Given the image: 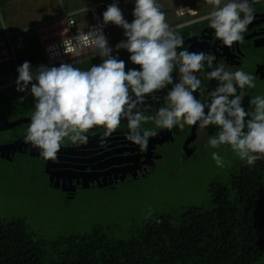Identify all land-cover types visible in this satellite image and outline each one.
Wrapping results in <instances>:
<instances>
[{
    "label": "clouds",
    "instance_id": "obj_1",
    "mask_svg": "<svg viewBox=\"0 0 264 264\" xmlns=\"http://www.w3.org/2000/svg\"><path fill=\"white\" fill-rule=\"evenodd\" d=\"M130 2L133 5L130 23L124 18L118 0H113L102 13L101 24L63 41L64 47L67 44L77 50L86 44L90 56H99L101 63L88 70L70 63L34 69L26 61L16 69L15 90L27 93L34 101L23 142L47 161L57 158L65 140L80 147L88 143L86 133L90 129H102L100 139L104 141L121 121L126 122L128 129L124 139L141 150H147L150 138L158 135L157 130L183 129L185 125L203 130L216 126L218 131L209 137L205 147L227 146L249 166L264 159V95L249 100L250 111L243 106L247 90L256 87L255 77L243 69L230 71L219 65L206 73L209 80L216 81V86L206 93L203 101L197 99L194 93L199 90L203 94L204 90L196 74L205 65L212 69L216 57L184 48L183 38L167 22L158 0ZM206 2L213 9L201 19L208 21L217 40L228 48L242 42L243 33L255 18L251 7L254 0ZM180 8L187 9L180 17L194 13L184 6H179L177 13ZM3 24L4 17L0 15V25ZM109 24L123 30L124 39L115 48L126 51L129 62L138 65V69L126 71L125 61L112 54L103 34ZM173 72L178 75L176 82ZM169 85L163 106L154 115H147L146 99ZM23 100L21 96L20 102ZM149 121L154 128H143ZM211 158L216 166H224L218 152H212Z\"/></svg>",
    "mask_w": 264,
    "mask_h": 264
},
{
    "label": "trees",
    "instance_id": "obj_2",
    "mask_svg": "<svg viewBox=\"0 0 264 264\" xmlns=\"http://www.w3.org/2000/svg\"><path fill=\"white\" fill-rule=\"evenodd\" d=\"M7 2L0 0V15L5 14ZM113 33L112 29L106 31L108 38ZM121 39L118 34L110 44ZM36 48H29L25 60L34 69L46 66ZM0 76L3 84L17 78L9 63L0 65ZM260 86L247 92L245 110H251L252 97L264 95ZM16 102L34 103L15 86L0 94L1 108ZM215 131L218 129H213V135ZM225 147L224 166L216 168L217 175L208 185L207 205H178L167 213L135 218L122 239L114 238L107 226L97 222L86 231L73 228L48 242L29 231L30 220L21 213L23 204L0 219V264H264V159L249 166ZM53 196L57 206L79 201Z\"/></svg>",
    "mask_w": 264,
    "mask_h": 264
},
{
    "label": "flooded vegetation",
    "instance_id": "obj_3",
    "mask_svg": "<svg viewBox=\"0 0 264 264\" xmlns=\"http://www.w3.org/2000/svg\"><path fill=\"white\" fill-rule=\"evenodd\" d=\"M201 1L203 8L194 9L193 14L176 17L178 19L175 18V21L169 22L175 33L183 38L184 48L189 52L204 51L216 57L212 69L205 65V68L196 74L204 90L203 94L199 90L194 93L196 98L203 101L206 93L216 86V81L209 80L206 73L219 65H223L226 70L230 71L243 69L255 77L256 84H264V0H254L251 4L255 18L247 26V31L243 33L244 40L234 43L231 48L225 47L222 42L218 41L214 30L208 27V21L201 19L213 9V6L206 0ZM164 12L169 19L173 18L172 8ZM184 12H187V9ZM117 34L121 35V40L124 39L122 29H118ZM112 49L114 56L129 55L122 49L118 51L115 47ZM181 50L183 49L177 51ZM118 59L125 61L126 71L139 68L138 65H132L128 58ZM99 63H101V58L96 56L80 63L70 64L88 70L92 65ZM173 80L174 82L178 80L176 72H173ZM14 86L15 82L0 88V94ZM170 88L171 85L146 99L147 115H154L157 109L163 106V97ZM249 90H247L248 93ZM16 104L5 108L0 107V125L12 124L20 119L27 121H22L19 126L6 131H0V163L9 164L14 173H19V167L24 162L26 165H33L34 171L42 173L37 176V186L40 183L44 184L47 189L51 190V196L54 192L56 196L68 201L82 200L88 193L128 186L147 178L152 173H160L159 165L161 161L167 160V157L178 159V164L180 161L190 160L196 156L199 145L207 144L209 137L213 136V128L216 127L209 126L202 130L196 125H185L183 129L174 127L172 130H157L158 135L150 138L147 150H141L124 139V134L128 129L126 122L121 121L120 126L106 140L101 141L100 139L103 135L102 129H90L86 133L89 137L86 145L73 147L69 141L65 140L57 153V158L46 161L39 157L36 150L23 142L34 103L25 105L16 102ZM143 128H154V125L149 121L143 125ZM192 128H194V139L187 144V148L193 149V154L185 157L184 144L191 137ZM115 178L119 181L108 185L110 180L114 181ZM122 178L123 180L120 181ZM50 179H52L53 186ZM54 186L59 188H54ZM18 191L19 189H16L17 194ZM18 195L21 196V194ZM21 207L22 205L19 208Z\"/></svg>",
    "mask_w": 264,
    "mask_h": 264
},
{
    "label": "rangeland",
    "instance_id": "obj_4",
    "mask_svg": "<svg viewBox=\"0 0 264 264\" xmlns=\"http://www.w3.org/2000/svg\"><path fill=\"white\" fill-rule=\"evenodd\" d=\"M54 1L64 5L67 12L82 9V13L76 18L79 26L85 29L101 24L102 13L108 5L113 3V0ZM158 3L162 11L171 8L174 10L173 18L166 17L168 23L180 17L179 13L175 12L179 6L190 7L191 10L203 8L201 0H186L185 2L158 0ZM118 4L124 18L130 23L133 19L132 3L130 0H118ZM7 5L11 9L3 17L8 27V24L16 23L18 6L27 7V3L22 0H8ZM10 17L12 20H9ZM112 28L114 34L121 29L109 24L104 27V30L106 32ZM29 35L32 39L31 44H27L24 50L16 53L19 65L28 59L29 48L32 45L38 47L36 48L37 55L41 53V47L37 45L33 34ZM112 38L107 37L108 41ZM260 88L264 89V84H261ZM205 145H199L196 156L190 160L180 161L178 164V159L167 157V160L161 161L159 165L160 173H152L147 178L128 186L89 193L87 199L84 198L65 206L54 204V199L50 195L51 190L47 189L44 184L40 183L37 186V176L42 173L34 171L33 165H26L24 162L19 167V173H14L9 164L0 163V219L12 215L13 209L16 211L24 204L22 213L30 220L29 231L35 238L51 242L59 235L69 233L73 228L80 232L86 231L91 224L98 222L107 226L114 238L122 239L128 236L127 233L135 218L161 214V212L167 213L177 209L178 205H207L208 185L212 177L217 175L216 168L218 167L212 160L211 153L218 152L222 157L228 149L224 145L220 148L205 147ZM16 189H19L18 194L21 196L17 194ZM53 197H57L55 193Z\"/></svg>",
    "mask_w": 264,
    "mask_h": 264
},
{
    "label": "built area",
    "instance_id": "obj_5",
    "mask_svg": "<svg viewBox=\"0 0 264 264\" xmlns=\"http://www.w3.org/2000/svg\"><path fill=\"white\" fill-rule=\"evenodd\" d=\"M78 13L80 12L62 10L58 16L38 22L20 31H4L0 37V65L11 62L14 64L15 69L19 67L16 53L27 45V33L29 32H32L34 37H36L41 47L43 58L49 67H58L60 63H80L95 57L90 56L91 54L86 44L81 50L69 47L67 44L65 47L63 46V41L66 39H73L78 32H87L90 29L79 26L76 18ZM182 13H184L183 8H180L179 14L185 15V13ZM103 34L107 39L104 29ZM108 46L110 47L109 43Z\"/></svg>",
    "mask_w": 264,
    "mask_h": 264
},
{
    "label": "crops",
    "instance_id": "obj_6",
    "mask_svg": "<svg viewBox=\"0 0 264 264\" xmlns=\"http://www.w3.org/2000/svg\"><path fill=\"white\" fill-rule=\"evenodd\" d=\"M22 2L27 3V7L18 6V9H17L18 10V15H17L16 20H15L17 24L14 22L13 24H8V27L5 25V23L3 25H0L1 26V30H2V33H1L0 37L2 36L4 31L17 32V31H20L22 29H25L28 26H32V25H34V24H36L38 22H41L43 20L54 18V17L58 16L62 12V10L66 11V8L64 7V5L58 4L54 0H22ZM100 3H102V2H100ZM9 4H12V3H9ZM10 9L11 8L8 5H6L5 14L8 13V11ZM81 10H72V12H77V11L80 12ZM80 13H82V11ZM9 20H12L11 17L9 18ZM112 30H113V28H112ZM30 33H32V32L27 33V37H28L27 41L28 40L30 41L27 44H31V41H32L31 36L29 35ZM116 35L118 36V34H115V35H112V36H114V38H115ZM112 36H111V38H112ZM33 37H34V35H33ZM34 38L36 40L37 45H39L36 37H34ZM108 43H109L110 47H112V46L115 47L116 46V44H114V45L110 44V41H108ZM26 46L23 49H21V50H24L26 48ZM32 46H34V45H32ZM40 52L41 53L39 55L40 56L42 55V57H43L42 50ZM17 59H18V57H17ZM8 63L13 68V71L17 74L16 69L14 67V64L11 63V62H8ZM18 65H19V61H18ZM46 66H48L47 63H46ZM80 69L81 70H85L83 68H80ZM14 82L4 83L3 84L2 77L0 76V88L5 87L7 85H10V84H12Z\"/></svg>",
    "mask_w": 264,
    "mask_h": 264
},
{
    "label": "water",
    "instance_id": "obj_7",
    "mask_svg": "<svg viewBox=\"0 0 264 264\" xmlns=\"http://www.w3.org/2000/svg\"><path fill=\"white\" fill-rule=\"evenodd\" d=\"M22 121H24V122H26L27 120H22V119H20V120H18V122H14V123H12V124H4V125H0V131H6V130H8V129H11V128H13V127H16V126H19L20 125V123L22 122ZM193 139H194V128H192V135H191V137L185 142V144H184V156L185 157H188V156H190V155H192L193 154V149H188L187 148V144L190 142V141H193ZM33 155V154H32ZM123 180V178L122 179H120V181H122ZM119 180H117V178H115L114 179V181L112 180H110V182H109V184L108 185H111L113 182H115V183H117ZM50 182H51V185L53 186V183H52V179H50ZM104 186H106V185H104ZM54 188H59V187H55L54 186Z\"/></svg>",
    "mask_w": 264,
    "mask_h": 264
}]
</instances>
